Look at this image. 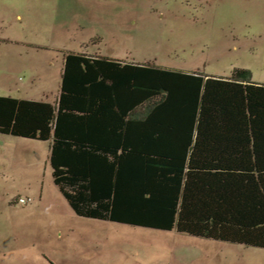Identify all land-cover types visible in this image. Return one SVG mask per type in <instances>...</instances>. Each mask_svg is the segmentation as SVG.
<instances>
[{
  "label": "trees",
  "instance_id": "16d2710c",
  "mask_svg": "<svg viewBox=\"0 0 264 264\" xmlns=\"http://www.w3.org/2000/svg\"><path fill=\"white\" fill-rule=\"evenodd\" d=\"M0 136L50 144L76 217L264 250V86L70 54L59 107L0 98Z\"/></svg>",
  "mask_w": 264,
  "mask_h": 264
},
{
  "label": "rangeland",
  "instance_id": "374dc122",
  "mask_svg": "<svg viewBox=\"0 0 264 264\" xmlns=\"http://www.w3.org/2000/svg\"><path fill=\"white\" fill-rule=\"evenodd\" d=\"M66 54L264 86V0H0V98L54 101ZM49 159L0 136V264H264L261 249L80 220Z\"/></svg>",
  "mask_w": 264,
  "mask_h": 264
},
{
  "label": "crops",
  "instance_id": "0c3cea01",
  "mask_svg": "<svg viewBox=\"0 0 264 264\" xmlns=\"http://www.w3.org/2000/svg\"><path fill=\"white\" fill-rule=\"evenodd\" d=\"M68 55H70V54H66V55H64V63H65V60H66V57L68 56ZM74 55H81V56H86L87 58H90V59H99L100 60V58H94V57H90V56H88V55H85V54H74ZM102 60H109V59H102ZM109 61H112V62H119V64H122V65H124V66H127V65H130V66H135V67H138V66H145V64H140V65H136V64H129V63H126V62H123V61H120V60H109ZM63 70H64V66H63ZM163 70V69H162ZM167 71V70H166ZM62 76H63V71H62ZM61 91H62V82H61V84H60V87H59V89H58V91H57V95H56V97L54 98V101H50V97L47 95V94H45L44 95V99L42 100V101H26V102H35V103H43V104H49V105H52V106H54V107H56V108H58L59 107V103H60V98H61ZM7 99V98H6ZM23 141V140H22ZM26 142H28V141H26ZM29 143H32V144H34V145H40L41 143H36V142H29ZM47 147H48V153H49V156L51 157V147H52V143H50V144H47ZM49 162H50V159H49ZM52 181H53V179H52ZM54 184V183H53ZM54 187H55V185H54ZM56 188V187H55ZM57 189V188H56ZM58 190V189H57ZM59 191V190H58ZM59 193H60V191H59ZM60 195H61V193H60ZM43 196H44V194H42L41 196H40V201H43V200H45L44 198H43ZM58 198H63V200L67 203V201L64 199V197L61 195V197L60 196H57ZM57 200V199H56ZM57 201H59L60 203H62V201L61 200H57ZM67 205L69 206V204L67 203ZM10 206H12V205H10ZM13 207V206H12ZM69 208H70V210L72 211V213H73V215L76 217V215H75V213L73 212V210L71 209V207L69 206ZM77 218V217H76ZM79 219V218H78ZM80 220H82V219H80ZM89 221H91V220H89ZM93 222H98V221H93ZM99 223H106V222H99ZM109 224H112V223H109ZM112 225H115V226H122V225H116V224H112ZM122 227H127V226H122ZM129 228H132V227H129ZM134 229H137V228H134Z\"/></svg>",
  "mask_w": 264,
  "mask_h": 264
},
{
  "label": "built area",
  "instance_id": "2783aa9c",
  "mask_svg": "<svg viewBox=\"0 0 264 264\" xmlns=\"http://www.w3.org/2000/svg\"><path fill=\"white\" fill-rule=\"evenodd\" d=\"M27 201L20 200V202H15L17 205H26Z\"/></svg>",
  "mask_w": 264,
  "mask_h": 264
}]
</instances>
